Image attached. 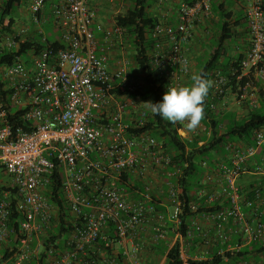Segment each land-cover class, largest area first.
Here are the masks:
<instances>
[{
  "label": "built area",
  "instance_id": "obj_1",
  "mask_svg": "<svg viewBox=\"0 0 264 264\" xmlns=\"http://www.w3.org/2000/svg\"><path fill=\"white\" fill-rule=\"evenodd\" d=\"M91 1L60 0L51 6L62 48L28 52L26 59L0 66V170L16 190L15 208L21 216L16 245L0 264H149L151 250L166 239L167 223L172 232L177 228L179 192L166 182L170 206L166 212L157 210L153 201L159 197L145 179L149 171L164 174L170 157L148 134L128 132V123L142 126L143 106L110 94L115 88L138 85L136 79H126L125 63L113 72L109 67L113 41L125 31L114 24L107 28L95 23ZM212 1L181 3L175 26L159 22L153 27L152 57L165 92L169 86L186 84L191 65L181 42L192 37L195 26L208 21ZM263 6L264 0H252L245 11L249 47L238 65L237 83L250 75L252 81L264 83ZM43 8L44 0L29 1L33 24L40 23L38 13ZM25 33L13 28L0 37V56L17 51ZM95 33L102 35V44ZM185 58L187 71L178 63ZM226 83L225 77L216 76L212 96L223 95ZM250 85L244 84L237 100L245 110L258 106L256 100L245 99ZM180 125L178 134L186 140L205 131L202 123L195 131H189L186 123ZM223 148L218 172H207L202 179V185L219 179V194L206 200L217 201L219 209L201 216L212 223L213 238L198 223L192 226L203 245L211 240L219 246L217 256L231 264L227 254L264 238V127L253 131L249 143L232 141ZM55 166L61 172L59 191L67 224L65 238L48 245L46 234L54 230L59 215L58 205L46 197ZM135 179L144 191L131 199L123 188L133 187ZM8 200L4 193L0 251L7 248L12 234ZM173 236L183 241L178 234ZM192 236L188 233L189 239ZM179 253L182 264L199 261L186 256L183 242ZM258 264H264V258Z\"/></svg>",
  "mask_w": 264,
  "mask_h": 264
},
{
  "label": "trees",
  "instance_id": "obj_2",
  "mask_svg": "<svg viewBox=\"0 0 264 264\" xmlns=\"http://www.w3.org/2000/svg\"><path fill=\"white\" fill-rule=\"evenodd\" d=\"M52 0H44V7L48 6L47 11L43 10L38 13L40 17L51 19L50 10ZM126 7L125 12L113 17L112 24L125 31L120 38L130 44L132 49L131 59L136 68L141 73V77L136 86H127V88H115L110 91L112 96L125 97L134 104L143 106L144 120L141 127L135 126L134 123H128V132L131 135L141 133L148 134L157 143H159L164 153L169 155L170 163L166 167L165 173L170 174L169 183L179 193L177 195L180 204V214L178 216L177 228L174 232L173 226L167 223L166 239L154 247L151 252L155 258L164 256L163 264H182L180 258V242L176 239L168 249L170 243L168 233L178 234L182 240H189L188 233L193 234L192 240L198 242L196 231L192 224L193 221L201 217L203 214L217 211L219 203H207L208 196L204 194L206 185H202V179L207 172L217 173L219 155H224V145L232 141H244L249 143L254 130L264 127V88H261L259 81H252L251 75L243 78L238 83L235 77L239 75V63L244 54H235L228 56V47L238 37H246L248 34L247 21L245 16L238 18L237 23L232 22L231 12H227L226 7L215 6L217 0H213L211 7L215 18H210L208 27L205 29L209 32L210 38H207L209 46L205 56L197 60V68L195 72L186 78V85L191 84V76L201 71L205 78L212 81V86L205 100V116L202 124L205 131L199 135L191 137L190 140L183 139L178 134L180 124H172L163 120L157 115H153L149 109L144 107V102L160 103L163 100L164 80L157 75V67L153 61V48L156 41L151 37L153 27L160 22L159 18L150 13L151 3L155 0H122ZM193 1L185 0L184 3L191 4ZM22 4V0H0V37L4 34L13 32L15 19L13 13L15 8ZM221 10V11H220ZM264 11V6H263ZM220 12V13H219ZM204 29V30H205ZM63 45L59 39L42 38H24L20 43L18 50L12 53H3L0 56V66L9 63L16 58L26 59L28 52L37 53L45 49L56 50L62 48ZM206 57V58H205ZM260 66H264L263 63ZM220 75L227 79L226 85L223 87V95L226 93L234 95L238 100L243 93L244 84L250 82L257 88V107L249 110L242 108L241 116L234 111L222 109L221 99L213 97V82L216 76ZM238 87L241 90H238ZM248 90V89H247ZM228 95V94H227ZM201 135V136H200ZM218 157V158H217ZM203 164L206 166H203ZM2 170H0V174ZM60 170L55 166L50 184V190L46 193V197L50 202L58 205L59 215L58 222L54 230L46 234V242L48 245L54 240H63L66 233L67 214L62 204L60 196ZM127 179L125 174L124 180ZM1 180V179H0ZM141 181H133V187L130 185L123 188L125 194L135 199L140 192H143ZM166 192V191H165ZM4 193H8V201L10 202V222L9 229L12 231L8 239L7 248L0 251V261L10 255V250L14 248L19 237L20 214L16 210L17 194L12 187H0V199L4 198ZM155 208L166 212V208L170 206L165 193L161 199H154ZM47 248V247H46ZM219 246L214 249L211 261H188L189 264H226L217 256ZM264 256V238L259 241L251 242L243 247L237 253L227 254V258L237 264L238 262L257 261V258ZM3 257V259H1ZM30 264H35L34 262ZM41 264V263H40ZM153 264V263H151ZM230 264V263H227Z\"/></svg>",
  "mask_w": 264,
  "mask_h": 264
},
{
  "label": "crops",
  "instance_id": "obj_3",
  "mask_svg": "<svg viewBox=\"0 0 264 264\" xmlns=\"http://www.w3.org/2000/svg\"><path fill=\"white\" fill-rule=\"evenodd\" d=\"M60 0H52L51 1V6L55 3H57ZM185 0H155V11L156 14H154L156 17L159 18L160 22L169 24V25H173L175 26L177 24L176 22V15H177V11L179 8V5L181 3H184ZM193 1V0H188ZM252 0H217L215 6L219 5V7L223 6L226 7L227 12H231L232 14V22L237 23L238 18H240V16L244 17L245 16V11L246 9L249 7V5L251 4ZM100 5L99 0H93L90 2L89 4V8L91 11L94 12L95 15V23L101 24V20H103L102 17H100L97 14V7ZM51 6H50V10H51ZM221 11V10H220ZM220 13V12H219ZM215 14L212 12V7H211V15L209 17L210 18H215ZM208 19V21H209ZM208 21L206 23H201L197 26L194 27L193 32H192V37L188 40V41H182L181 42V46L187 51V55L189 57L190 60V65H191V72H195L196 68H197V60L201 59L205 56V52L202 50V47H205L207 49V46H209V43H205V36L203 34V30L205 28L208 27ZM52 26L53 28H55L57 31L58 29L56 28V25L53 21V18H51L50 20L47 19L46 17H41L40 16V23L35 25L33 23H31V27L34 30H38V34H41L42 31L40 30V28L42 26ZM104 27L109 25V24H101ZM15 26L20 27L19 24H17L15 22ZM14 26V29H16L17 27ZM27 30H29V28H27ZM59 37H60V33L58 31ZM96 39L99 41L100 44H102V35L100 33H95ZM29 38V37H28ZM30 38H37V36L35 37H30ZM118 44H120V42L118 43L117 40L113 41V46H112V50L110 52V56H109V67H110V71L113 72L115 71L120 65H121V53L117 50L118 48ZM228 47V56H233L235 54H244L246 52V50L249 47V41H248V34L246 35V37H238L234 40V42L232 44H230ZM227 94L230 95L229 93H226L224 99H227ZM245 99H248V97L246 96ZM218 158V157H217ZM212 172V171H211ZM165 182H168L169 178H166L165 174L163 175ZM163 187V191H161L158 194L159 199L162 198V194L161 193H165L167 186L166 183L162 184ZM204 194H206L208 197L210 196H214V195H218L219 194V179H217L216 177L214 178L213 182H211L210 184H207L205 187V191ZM198 223L200 225V227L202 228V230L207 234L209 239L213 238L214 235V230L212 227V223L209 220H206L202 217H198L196 218L193 223ZM169 235V239H170V243L168 246H171L172 243L175 241L176 236H173L172 233H168ZM198 242H194V240H192V238H190L189 240L185 241H180V244L184 245L185 248V252H186V256L188 258L192 259H197L199 261H211L212 259V253L214 252V249H216L217 245L215 243H213L211 240L209 241V245H203L200 241L199 238ZM264 256H260L257 258V261L254 260H250L251 264H258L261 263V261H263ZM162 259V258H161ZM149 264L150 261H148ZM164 261L162 260L161 264H163Z\"/></svg>",
  "mask_w": 264,
  "mask_h": 264
},
{
  "label": "rangeland",
  "instance_id": "obj_4",
  "mask_svg": "<svg viewBox=\"0 0 264 264\" xmlns=\"http://www.w3.org/2000/svg\"><path fill=\"white\" fill-rule=\"evenodd\" d=\"M30 0H22V4L18 7L15 8L14 13H13V17L15 19V22L17 24L20 25V27H17V29H25L26 33H25V38L27 37H35V36H41L42 38L45 37H49L50 39H59V34L58 31L53 28L52 26L48 25V26H42L40 28V30L42 31L41 34H38V30H34L31 27V19H30V14L28 12V3ZM100 5L97 7V14L103 18V20H101V24H109L105 27L109 28L110 26H112V20L113 17L124 13L125 12V5L124 2L122 0H111V2H107L106 0H99ZM155 2L151 3V8H150V13L152 15L156 14L155 11ZM48 6L44 7V10L47 11ZM27 28H29V30H27ZM15 30V29H14ZM207 30L209 31V29H205L203 30V34L206 37L204 42L207 43V38H210V33L207 32ZM118 43L120 42V44H118V48L117 50L121 53V62L125 63V77L127 80L130 79H136L139 80L141 77V73L139 72V70L136 68V66L134 65V63L132 62L131 59V55H132V49L130 47V44L124 40H121L120 38L117 39ZM202 50L206 53L208 50L205 47H202ZM206 58V57H205ZM187 80V79H186ZM259 85L261 88H264V83L259 82ZM246 96L248 97V99H253L257 101V88L253 85H250V89H248L246 91ZM114 99H126L125 97H116L114 96ZM225 101V109L228 111H234L238 116H241L242 114V108L237 106V99L235 98L234 95H227V99H224ZM132 113H136L137 110L135 111H131ZM135 114H133L132 116L134 117ZM126 118H128L129 116L126 114L125 115ZM130 118V117H129ZM201 134V133H200ZM201 136V135H200ZM165 174V172H164ZM162 173V171H157V172H153V171H149L147 172V174L145 175V179L150 180L153 184L152 187L154 189L155 195H158L161 191L164 192L162 184L166 183L164 179V175ZM166 178H169L166 174H165ZM0 187L4 186L7 187L9 186V179L8 177L2 172L0 174ZM135 181H138L137 179H135ZM162 259L161 257L155 258L153 255L150 257V263L153 264H161Z\"/></svg>",
  "mask_w": 264,
  "mask_h": 264
},
{
  "label": "clouds",
  "instance_id": "obj_5",
  "mask_svg": "<svg viewBox=\"0 0 264 264\" xmlns=\"http://www.w3.org/2000/svg\"><path fill=\"white\" fill-rule=\"evenodd\" d=\"M187 71L188 60L178 61ZM212 86V81L204 73L193 74L191 84L186 86H169L160 103L144 102V107L153 115L161 117L172 124H185L189 131H195L205 116V100Z\"/></svg>",
  "mask_w": 264,
  "mask_h": 264
}]
</instances>
